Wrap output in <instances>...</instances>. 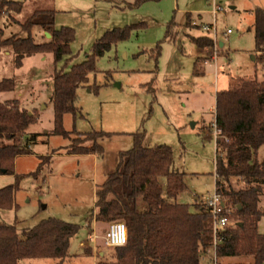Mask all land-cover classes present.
<instances>
[{"label": "rangeland", "instance_id": "374dc122", "mask_svg": "<svg viewBox=\"0 0 264 264\" xmlns=\"http://www.w3.org/2000/svg\"><path fill=\"white\" fill-rule=\"evenodd\" d=\"M11 1L24 5L22 12L14 16L15 22L7 17L0 19L4 38L25 37L19 24L38 10L56 12L55 29L74 30L72 57L56 66L65 72L82 63L105 32L130 25L144 26L99 58L96 73L89 76L86 86L78 88L76 106L80 114L66 115L63 119L64 130L70 132L69 139L48 135L53 130L50 98L55 67L51 55L46 54L47 60L35 66L33 58L26 59L24 68L18 72L12 56L0 53V80L13 78L15 83L14 90L6 95L9 99L21 100L20 109L37 116L36 123L26 130L27 136L39 135L37 143L31 145L33 154L15 160V174L35 173L40 157L60 150L52 155L51 162L37 177L27 176L20 182L15 196L18 208L0 210V223H17L19 232L48 218L77 225L80 230L70 240L69 257L63 264L109 262L114 249L107 247L103 238L110 223L97 229L95 220L89 226L86 221L95 210L96 188L114 172L118 154L133 147L132 135L137 132H145L144 146L172 148V169L186 174V189L177 195L176 202L189 205L191 211L195 199L202 206L214 195L215 94L226 90L237 78L264 80V55L255 52L254 18L249 13L257 7L264 8V0H160L132 9L125 6L136 0ZM216 10L219 11L214 15ZM187 14L194 17L189 26H186ZM172 20L178 26L173 29L177 36L173 42L162 43L156 63L154 48L163 41ZM227 30L231 31L229 35ZM32 35L36 42L41 41L38 28ZM188 36L210 37L215 47L198 49ZM194 64L198 73L194 71ZM93 131L111 134L98 142L102 147L101 156L65 152L72 140ZM14 181L13 176H0V189ZM160 182L164 187L165 179ZM232 184L235 188L243 187L238 181L233 180ZM137 207L139 210L145 207L142 199L138 200ZM259 208H264V188ZM258 232L264 235V217L258 223ZM89 236L95 238L92 240ZM81 242L85 245L83 249ZM243 259L232 258L231 263H242ZM22 263L56 264V261L40 259ZM228 263L217 259V264Z\"/></svg>", "mask_w": 264, "mask_h": 264}, {"label": "trees", "instance_id": "16d2710c", "mask_svg": "<svg viewBox=\"0 0 264 264\" xmlns=\"http://www.w3.org/2000/svg\"><path fill=\"white\" fill-rule=\"evenodd\" d=\"M114 2L113 0H105ZM160 0H136L126 4L130 9L146 2ZM23 2L0 0V19L14 16L23 9ZM254 23L255 52L264 54V9L252 11ZM53 10L35 11L24 23L19 24L25 37L11 35L4 38L0 29V53L12 56L15 69L22 66L25 58L50 54L54 63L52 75L53 130L48 135L69 139L70 132L63 128L66 115L80 114L76 106L77 90L86 86L89 76L96 73V62L113 46L128 40L134 30L144 25H130L107 31L92 46L91 54L67 72L56 69L63 61L71 59V44L75 32L71 28L55 29ZM191 16L186 15V26ZM177 24L172 20L167 25L162 42L154 48L157 63L164 41L173 42ZM38 28L42 35L36 42L32 32ZM49 36V38L46 37ZM189 41L201 50H213L210 37H190ZM194 71L198 73L196 64ZM15 88L13 78L0 80V93ZM90 89V88H89ZM96 89V88H95ZM214 127L219 136L215 141V193L220 195L226 208L234 211L228 217L232 225L223 233V242L216 249V256L224 258H250L247 264L264 263V235L258 232V223L264 217V208H259L260 195L264 188V158L259 150L264 147V80L237 78L226 90L215 94ZM37 116L18 107L17 101L0 104V176H13L12 185L0 189V210H17L16 193L20 182L27 176L37 177L43 167L51 162L52 155L40 157L35 173L21 176L14 172L15 160L29 156L31 145L39 135H26V129L35 124ZM74 134V133H72ZM104 132H90L79 136L65 147L69 155H102L99 140L110 137ZM133 136V147L118 154L114 172L95 190V210L87 218L100 223L122 221L127 228L128 239L124 247L115 248L109 262L98 264H201L202 253L212 247V220L203 206L178 204L177 195L186 189L185 173L172 169L174 154L167 145L144 146L145 132ZM165 179L163 187L160 179ZM241 182L235 188L232 181ZM145 207L138 209V200ZM80 227L55 218L40 221L32 228L17 229L0 223V264H23L26 260H55L63 264L69 257L70 240ZM88 256H91L88 253ZM242 264V263H239ZM245 264V263H244Z\"/></svg>", "mask_w": 264, "mask_h": 264}, {"label": "built area", "instance_id": "2783aa9c", "mask_svg": "<svg viewBox=\"0 0 264 264\" xmlns=\"http://www.w3.org/2000/svg\"><path fill=\"white\" fill-rule=\"evenodd\" d=\"M217 11L219 10H216L214 12V15L217 14ZM205 30L208 31L209 28L205 27ZM230 33H231L230 30L226 31L227 35H229ZM218 136H219V132H217V137ZM202 206L204 210L209 214L212 220L213 244L212 247H210L204 253H202L200 261L201 264L204 263L217 264L218 258L216 256V249L223 242L224 231L226 230L227 227L232 225L228 217L232 214L234 210L226 208L222 201L221 196L217 195L216 193H214V195L210 197L207 201H204ZM94 238H95L94 236H89V239L93 240ZM103 239L105 245L109 248L115 249V248L124 247L128 239L126 225L121 221L110 223Z\"/></svg>", "mask_w": 264, "mask_h": 264}, {"label": "crops", "instance_id": "0c3cea01", "mask_svg": "<svg viewBox=\"0 0 264 264\" xmlns=\"http://www.w3.org/2000/svg\"><path fill=\"white\" fill-rule=\"evenodd\" d=\"M257 8H260V7H257ZM256 9V8H255ZM262 9H264V8H262ZM252 11L253 10H249V13H252ZM190 16L191 17H193L191 14H190ZM194 18V17H193ZM200 37H203V36H200ZM221 47V46H220ZM222 47H223V44H222ZM46 54H39V55H36V56H32V57H28V58H25L24 60H23V62H22V66H21V68H19V69H16V71H21L23 68H24V63H25V61H26V59H29V58H33V62H32V65L33 66H35V65H37V63L38 64H40V62H45L46 60H47V56H45ZM260 55H264V54H260ZM4 56H7V54H4ZM36 57H39V58H36ZM52 57V56H51ZM36 59H38V60H36ZM206 64H207V62H205ZM34 67H32V69H33ZM7 93H9V92H7ZM7 93H0V104H3V103H5V102H8V101H17L18 103H22V101L21 100H19V99H16V98H14V99H9L10 98V96H8V95H6ZM52 105V104H51ZM19 107V106H18ZM20 108V107H19ZM214 108H215V106H214ZM53 109V108H52ZM27 130V129H26ZM259 157L260 158H264V147H262L260 150H259ZM195 201H196V203L193 205L194 207H195V205H199L198 203V201H197V199H195ZM176 203H178V202H176ZM179 204V203H178ZM4 211V210H3ZM195 211V208H194V210H191V212H194ZM95 225H96V227H97V229H101V227L100 226H102V225H106L107 226V224H105V223H100V222H96L95 221ZM80 247L83 249L84 247H85V245H84V243H80ZM100 255H102V254H100ZM221 260H223V261H227V262H230V263H228V264H239V263H231L232 262V258H224V259H221ZM251 262V259L250 258H244L243 259V262H242V264H247V263H250Z\"/></svg>", "mask_w": 264, "mask_h": 264}, {"label": "water", "instance_id": "95a60500", "mask_svg": "<svg viewBox=\"0 0 264 264\" xmlns=\"http://www.w3.org/2000/svg\"><path fill=\"white\" fill-rule=\"evenodd\" d=\"M46 37H47V38H49V36H48V35H46ZM220 46L222 47V44H220ZM29 114H31V113H29Z\"/></svg>", "mask_w": 264, "mask_h": 264}]
</instances>
